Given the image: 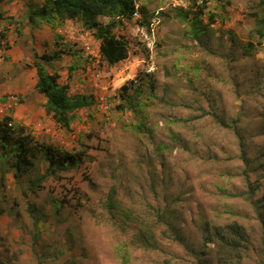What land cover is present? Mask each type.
Instances as JSON below:
<instances>
[{
    "label": "rangeland",
    "instance_id": "1",
    "mask_svg": "<svg viewBox=\"0 0 264 264\" xmlns=\"http://www.w3.org/2000/svg\"><path fill=\"white\" fill-rule=\"evenodd\" d=\"M26 1L44 0L0 4V73L10 72L0 77L1 115L82 161L33 190L47 162L17 181L0 161V264H220L200 228L233 222L249 235L241 264H264V229L249 200L264 207V48L243 47L260 0H135L138 11L115 28L129 58L115 66L75 22L31 30ZM181 9L199 15L202 34ZM34 51L60 54L47 71L93 102L67 129L35 89ZM112 189L116 217L105 206Z\"/></svg>",
    "mask_w": 264,
    "mask_h": 264
},
{
    "label": "trees",
    "instance_id": "2",
    "mask_svg": "<svg viewBox=\"0 0 264 264\" xmlns=\"http://www.w3.org/2000/svg\"><path fill=\"white\" fill-rule=\"evenodd\" d=\"M3 1L0 0V4ZM23 6L25 18L31 30L39 28L43 23L56 31L68 21L75 22L84 30L92 32L100 42V56L108 66H115L129 58L130 43L126 38L118 37L115 34V28L118 27V22L133 18L138 11L135 0H44L41 5L26 1ZM258 7L252 13L253 33L243 46L247 52L254 49L262 50L257 47L258 45L260 48L261 46L264 48V0L259 1ZM141 12L145 14L143 9ZM178 15L185 21L191 22L192 20L196 36L204 32L203 26L199 25L201 21L199 15L194 13L193 18L189 19L190 16L184 9H181ZM213 16L210 14V18ZM100 18H108L110 22L104 24ZM1 19H3V14L0 12ZM147 25H150V21L147 22ZM2 37L5 38V35L2 34ZM60 60L61 55L58 53L43 55H39L35 51L33 53V67L37 73L35 89L46 99L45 112L57 125L67 129L73 120L74 112L91 106L93 102L85 95L72 96L69 85L61 83L57 73L47 71V67L53 68L54 64ZM129 89V85H124L122 92L128 94ZM0 161L6 166L4 168L13 172L17 181L37 170L38 162H47L48 167L44 176L31 183L30 190H33V186L34 188L35 186L40 187L42 180L47 176H56L59 171L79 165L82 156L39 142L27 127L17 124L13 117L7 116L0 121ZM250 180L247 176L246 183L252 190L254 185ZM115 193V189H112L105 203L112 217L122 213L117 204ZM249 200L259 214L264 229L263 199L254 200L250 195ZM31 208L29 210L33 214L34 209ZM125 216L130 218L129 215ZM207 225H202L200 228L204 244H214L219 263L241 264L243 249L249 246V235L245 228L237 222L217 225L213 228ZM142 235L144 242H149L148 233L142 232ZM201 262L208 264L206 260Z\"/></svg>",
    "mask_w": 264,
    "mask_h": 264
},
{
    "label": "crops",
    "instance_id": "3",
    "mask_svg": "<svg viewBox=\"0 0 264 264\" xmlns=\"http://www.w3.org/2000/svg\"><path fill=\"white\" fill-rule=\"evenodd\" d=\"M70 22H67L66 23V25H68ZM44 30H46V28H44V29H39L38 31H44ZM60 31H61V28L59 29ZM38 34H39V32L37 33L36 32V35L38 36ZM42 46H43V43L42 44H38V47H40V48H42ZM12 72V71H11ZM52 72H55V71H52ZM6 75H1V73H0V77H4V78H7V76H10L9 74H10V72H8V73H5ZM34 74H36V77H37V73H36V71H34ZM37 82V79H36V81H35V83ZM43 96V95H42Z\"/></svg>",
    "mask_w": 264,
    "mask_h": 264
},
{
    "label": "built area",
    "instance_id": "4",
    "mask_svg": "<svg viewBox=\"0 0 264 264\" xmlns=\"http://www.w3.org/2000/svg\"><path fill=\"white\" fill-rule=\"evenodd\" d=\"M1 112H2V110L0 109V121L3 119V117H2L3 115H1L2 114Z\"/></svg>",
    "mask_w": 264,
    "mask_h": 264
}]
</instances>
